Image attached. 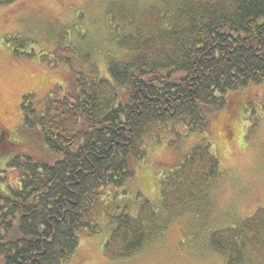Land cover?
Listing matches in <instances>:
<instances>
[{"label": "trees", "instance_id": "1", "mask_svg": "<svg viewBox=\"0 0 264 264\" xmlns=\"http://www.w3.org/2000/svg\"><path fill=\"white\" fill-rule=\"evenodd\" d=\"M17 1L0 0V7ZM177 6L169 9L178 15L168 9L161 19L168 42L149 40L148 52L133 54L125 67L109 61V79L74 70L72 91L56 89L42 113L23 102L22 123L40 133L51 159L15 155L6 163L18 171L19 188L0 196V264H68L80 234H98L103 224L104 250L116 247L118 257H131L159 239L182 207L206 200L222 173L209 143L162 174L156 203L137 194L133 215L130 201L118 200L134 180V165L144 162L146 140L160 142L157 133L172 123L203 133L210 115L228 108L231 93L243 97L249 87L264 86V0H179ZM67 51L58 42L44 56L52 61ZM193 167L200 174L183 175ZM111 204L120 211L110 214ZM261 215L213 231L211 251L224 264H244L249 247L264 244Z\"/></svg>", "mask_w": 264, "mask_h": 264}, {"label": "rangeland", "instance_id": "2", "mask_svg": "<svg viewBox=\"0 0 264 264\" xmlns=\"http://www.w3.org/2000/svg\"><path fill=\"white\" fill-rule=\"evenodd\" d=\"M178 1L21 0L0 7V196L19 188L18 171L6 166L9 158L51 159L40 133L22 123L23 102L42 113L56 89L72 91L74 70L109 79V61L125 67L133 54L148 52L149 40L156 38V45L168 42L163 32L167 21L161 19ZM58 42L70 48V54L56 53L51 61L44 54L52 55ZM242 94L245 100L239 107L241 93H231L228 108L210 115L203 133L190 134L172 123L155 134L160 142L146 140L144 162L134 165V180L125 186L128 192L118 196L130 201L133 215L137 194L156 203L162 174L178 167L198 144L209 143L222 173L205 201L182 207L159 239L131 257H118L116 247L104 250L105 224L98 234L82 232L68 264H224L209 248L210 234L232 229L251 216L263 218L264 213V86ZM192 172L200 174V169H187L183 175ZM110 206V214L120 211ZM258 245L249 247L244 264H264V244Z\"/></svg>", "mask_w": 264, "mask_h": 264}, {"label": "bare ground", "instance_id": "3", "mask_svg": "<svg viewBox=\"0 0 264 264\" xmlns=\"http://www.w3.org/2000/svg\"><path fill=\"white\" fill-rule=\"evenodd\" d=\"M229 134H230V132H229ZM230 137H231V135H230Z\"/></svg>", "mask_w": 264, "mask_h": 264}]
</instances>
